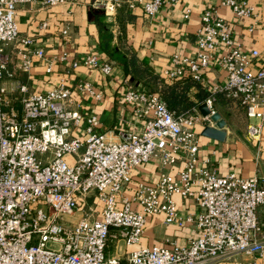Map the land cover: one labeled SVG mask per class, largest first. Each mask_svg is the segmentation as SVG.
Returning a JSON list of instances; mask_svg holds the SVG:
<instances>
[{"label":"built area","instance_id":"2783aa9c","mask_svg":"<svg viewBox=\"0 0 264 264\" xmlns=\"http://www.w3.org/2000/svg\"><path fill=\"white\" fill-rule=\"evenodd\" d=\"M85 0H0V264H212L237 255L262 256L257 210L264 205V187L256 176L235 173L218 175L210 159L198 164L197 124L208 125L197 107L175 113L159 91L130 88L123 99L135 116L145 120L138 133L123 134L110 141L100 133L95 116L74 107L72 90L64 79L41 93L20 82L3 84L8 65L4 46L16 42L15 22L19 6L37 3L48 9ZM177 0H128L130 10L140 6L147 19L164 5ZM122 2L94 0L91 6L113 17ZM237 18L253 19L248 0H220ZM188 10L184 16H190ZM69 26L61 30L67 35ZM21 43V69L28 71L31 57L45 62L51 73L55 62L65 63L67 54L49 59L41 49L31 48V38ZM190 56L172 55L164 79L188 77L207 94L203 103L214 113L218 95L233 100L248 120V139L259 141L264 127V61L255 49L242 50L236 43L232 23L204 10L194 35ZM214 64L225 74L223 85L206 77ZM108 76L109 61L87 56L71 63ZM83 97L99 101L92 83L78 80L74 86ZM155 162L160 173L154 183L139 182L131 189L139 166ZM183 163L172 176L163 170ZM131 191L127 194V191ZM191 199L197 214L179 215L174 197ZM93 199L89 204L88 199ZM161 215L166 225H193L194 238L181 246L139 248L124 260L108 257L110 241L137 245L147 217Z\"/></svg>","mask_w":264,"mask_h":264},{"label":"crops","instance_id":"0c3cea01","mask_svg":"<svg viewBox=\"0 0 264 264\" xmlns=\"http://www.w3.org/2000/svg\"><path fill=\"white\" fill-rule=\"evenodd\" d=\"M92 1L94 0L66 3L48 9H41L37 3L19 6L15 17L18 40L4 50L8 65L3 84L11 87L14 82H20L34 91L44 93L58 86L61 79H64L72 90L74 107L84 115L95 116L99 122L98 131L105 133L110 141H119L123 134L138 133L144 128L145 120L134 115L132 108L124 102V93L130 88L152 91L161 89V82L155 87H149L127 74L117 60V51L127 57L133 55L139 63L148 65L152 73L162 81L165 71L171 67L172 55L180 53L190 56L194 53V35L200 27V16L211 7L217 16L232 23L237 45L245 51H259L260 59L264 61V0H248L254 8L253 19L235 17L229 10L219 6L220 0H177L175 5L166 4L161 7L152 19L145 18L140 6L130 10L128 0H119L122 4L113 17L92 7ZM99 1L110 5L114 0ZM188 10L191 14L185 19ZM98 22L104 24L106 29L100 30ZM66 25L69 30L64 36L61 30ZM24 38L33 39L31 48L41 49L49 59L67 54L66 62H55L48 74L45 71V62L32 56L29 70L23 71L19 52L27 48L21 43ZM92 55L101 63L111 62L112 70L108 76L84 66L71 68L72 62ZM206 77L216 86L223 85L225 81L224 72L216 64L207 70ZM78 80L92 83L95 91L101 95L100 100L83 97L75 91L74 86ZM164 81L168 85L173 83L165 79ZM197 94L201 95L193 85L186 96L189 101L196 102ZM214 111L226 122L222 128L225 137L223 141L209 139L201 135L206 125L195 126L194 131L199 141V162L196 169L202 165V160L210 159L212 168L218 175L235 173L242 178L256 176L264 187V127L259 141L248 139V120L244 110L222 95L217 96ZM207 126L215 128L213 122ZM182 167L183 163L180 162L164 168L163 171L174 176ZM160 170L155 162L139 166L133 173L130 188L133 189L141 181L154 183ZM130 193V190L127 191V194ZM174 201L180 216L198 213L199 209L191 199L175 196ZM257 217L260 225H264V205L258 208ZM195 234L196 228L193 225L187 224L182 228L166 225L161 215H152L147 217L139 244L126 246L122 241H110L106 255L124 260L128 253L139 248L157 245L171 247L172 243L183 246ZM259 238L264 245V226ZM212 264H264V250L262 256L237 255Z\"/></svg>","mask_w":264,"mask_h":264},{"label":"trees","instance_id":"16d2710c","mask_svg":"<svg viewBox=\"0 0 264 264\" xmlns=\"http://www.w3.org/2000/svg\"><path fill=\"white\" fill-rule=\"evenodd\" d=\"M97 26L100 30L103 28L106 29L105 25L98 22ZM117 60L122 64L127 74L138 81H143L149 87H155L158 83L161 82V89L159 93L162 99L167 104V107L174 111L175 113H180L186 110L191 109L192 107H197L204 102L207 97V94H203V89L196 85L188 77L172 81L173 83L168 85L164 79L160 81L158 77L152 73L148 65L144 63H139L133 55L119 54ZM195 85L198 89V93L201 95H195L196 102L189 101L187 98V91L191 86Z\"/></svg>","mask_w":264,"mask_h":264},{"label":"water","instance_id":"95a60500","mask_svg":"<svg viewBox=\"0 0 264 264\" xmlns=\"http://www.w3.org/2000/svg\"><path fill=\"white\" fill-rule=\"evenodd\" d=\"M198 110L203 117L210 116V120L215 124V128L206 126L202 130L201 135L216 141H223L225 133L222 131V128H224L226 122L221 115L216 111L211 114V110L205 103L200 104Z\"/></svg>","mask_w":264,"mask_h":264},{"label":"rangeland","instance_id":"374dc122","mask_svg":"<svg viewBox=\"0 0 264 264\" xmlns=\"http://www.w3.org/2000/svg\"><path fill=\"white\" fill-rule=\"evenodd\" d=\"M17 40H18V38H17ZM17 40H16V41H17ZM12 44H13V43H12ZM8 46H9V45L4 46V50H5ZM7 76H8V75H7ZM4 79H5V78H4ZM4 79H3V81H4ZM8 79H9V78H8ZM3 81H1V82H3ZM93 199H94V198H92V199H88V203H89V204H92V203H93Z\"/></svg>","mask_w":264,"mask_h":264}]
</instances>
